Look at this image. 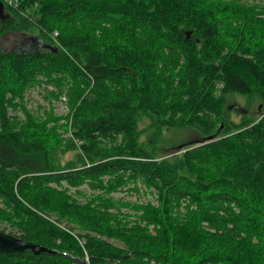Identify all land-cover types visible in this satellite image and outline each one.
<instances>
[{
    "label": "trees",
    "instance_id": "obj_1",
    "mask_svg": "<svg viewBox=\"0 0 264 264\" xmlns=\"http://www.w3.org/2000/svg\"><path fill=\"white\" fill-rule=\"evenodd\" d=\"M2 1L0 231L56 252L0 264H264V116L234 123L228 106H264V0ZM10 31L57 51H5ZM155 126L202 140L160 157L142 141ZM138 184L156 204L111 197Z\"/></svg>",
    "mask_w": 264,
    "mask_h": 264
},
{
    "label": "rangeland",
    "instance_id": "obj_2",
    "mask_svg": "<svg viewBox=\"0 0 264 264\" xmlns=\"http://www.w3.org/2000/svg\"><path fill=\"white\" fill-rule=\"evenodd\" d=\"M189 32V31H188ZM187 33V32H186ZM39 35L37 31H10L5 33L1 38V46L5 51L10 50H24L27 51L33 47L32 36ZM192 35V34H191ZM191 37V36H190ZM43 87H34L28 89L25 94L24 104L27 110L32 113L40 115L39 118H44V111L41 112L39 107L49 108V102L44 97ZM55 113L59 116H66L70 113V108L67 101L58 100L54 103ZM228 106L231 108L229 113V120L234 123H240L242 120L257 119L264 116V106L261 105L260 101L249 102L248 98L241 95H231L228 100ZM263 109V111H261ZM10 115H17L21 121L26 120V114L21 107L17 111L10 109ZM64 122V121H62ZM149 119H144L140 122L141 128H146ZM151 139L154 140L152 150L156 155L162 157L172 153L177 147L183 148V144L192 145L202 140L201 135L192 129H179V128H159L158 126L153 127L151 130L145 131L142 137V141L147 142ZM63 162L75 160V151H68L63 157ZM67 186L66 183H64ZM130 189L134 188V185H130ZM138 191H117L111 194L116 200H122L130 204H142L146 202H152L156 204L155 194L152 190H147L143 185H137ZM77 189L70 188V193H74ZM79 190H82L88 196L95 195L99 192L92 191L87 185H84ZM78 197L77 195H74ZM79 201L85 203V198L78 197ZM115 211V210H114ZM124 212H130L134 214V210L124 207ZM5 226L0 223V229ZM9 231V230H8ZM8 234V233H7ZM89 264L88 260H86Z\"/></svg>",
    "mask_w": 264,
    "mask_h": 264
},
{
    "label": "water",
    "instance_id": "obj_3",
    "mask_svg": "<svg viewBox=\"0 0 264 264\" xmlns=\"http://www.w3.org/2000/svg\"><path fill=\"white\" fill-rule=\"evenodd\" d=\"M8 17L9 16L7 14V6H6L4 1L0 0V20L5 21ZM191 34H192V31H189L186 33L188 38H190ZM35 40H36V42H33V47L40 46L42 48H48V49L55 48L51 45L42 44V42L39 41L38 38H35ZM55 50L57 51V48H55ZM223 127L224 126L221 125V127L218 131V135L220 134ZM213 139H214L213 136L210 137V140H213ZM28 250H31L36 254H40L43 252H48V253H55L56 252V251L50 250L48 248L38 247V246H36L30 242L24 241L22 239L16 238L12 235H9L7 233L0 231V253L17 254V253H24ZM82 264H88V263H87V261H82Z\"/></svg>",
    "mask_w": 264,
    "mask_h": 264
},
{
    "label": "built area",
    "instance_id": "obj_4",
    "mask_svg": "<svg viewBox=\"0 0 264 264\" xmlns=\"http://www.w3.org/2000/svg\"><path fill=\"white\" fill-rule=\"evenodd\" d=\"M57 35H58V34L55 33L54 36H53V38L55 39V37H56ZM62 100H64L65 102L67 101V99H66L65 97H63Z\"/></svg>",
    "mask_w": 264,
    "mask_h": 264
},
{
    "label": "flooded vegetation",
    "instance_id": "obj_5",
    "mask_svg": "<svg viewBox=\"0 0 264 264\" xmlns=\"http://www.w3.org/2000/svg\"><path fill=\"white\" fill-rule=\"evenodd\" d=\"M32 40H33V42H36V40H35V38H34V37L32 38Z\"/></svg>",
    "mask_w": 264,
    "mask_h": 264
}]
</instances>
